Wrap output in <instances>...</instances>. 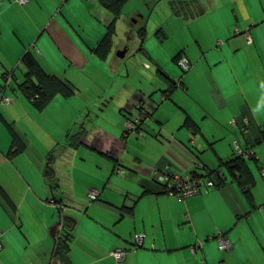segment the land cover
Here are the masks:
<instances>
[{"label": "crops", "instance_id": "1", "mask_svg": "<svg viewBox=\"0 0 264 264\" xmlns=\"http://www.w3.org/2000/svg\"><path fill=\"white\" fill-rule=\"evenodd\" d=\"M192 1L168 3L184 24L147 43L145 16L123 7L101 56L112 14L98 0H0V264H264V0ZM128 20L138 40H117ZM27 53L72 95L35 109L18 87ZM236 157L248 187L229 170ZM162 169L222 181L179 201L155 183ZM115 249L131 252L116 262Z\"/></svg>", "mask_w": 264, "mask_h": 264}, {"label": "trees", "instance_id": "2", "mask_svg": "<svg viewBox=\"0 0 264 264\" xmlns=\"http://www.w3.org/2000/svg\"><path fill=\"white\" fill-rule=\"evenodd\" d=\"M98 1L103 7L106 8L108 12L112 14L111 20L107 25V32L105 38L99 44V46L96 47V52H98L99 55H101V53L104 54L106 50H108L110 47L112 37L114 36L115 33L116 18H118V16L122 12L121 11L122 8L125 6L128 0H98ZM143 33H144V29L142 28L138 34H140V37L143 38L144 35ZM178 59L179 57L176 59L177 62ZM22 60H23L22 62L25 64V70H26L25 79L23 80L22 83L18 85V87L22 91V94L27 99H29V101L33 104L35 109L37 110L43 109L56 95H61L63 97H70L72 95V89L69 87V85L61 78H58L51 74H46L40 67L39 63H37L36 58L32 54L27 53ZM6 75L7 74H5L4 76ZM251 159L254 160L253 157H251ZM229 170L230 172L239 175L238 178L240 179L239 183L241 186L243 185L247 187L250 186L249 184L251 180L249 176H247V174L245 173L243 168V163L241 162L240 159H238L237 157L234 158L231 161ZM209 173L212 174L215 172L209 171ZM203 176L205 177V175ZM192 177L195 178L199 176H192ZM221 181L222 179L220 177L219 183L217 184L218 187H220ZM247 187H244L245 190ZM63 229H64L63 230L64 233L67 234L68 237L66 238L65 241L61 237H59L61 243L64 242L62 245L63 250L59 248L57 251H55V254L56 255L58 254L60 256L66 255L65 252L67 248L65 247L68 246L69 239L71 237V229L67 228L66 225ZM132 247H133V241H132Z\"/></svg>", "mask_w": 264, "mask_h": 264}, {"label": "built area", "instance_id": "3", "mask_svg": "<svg viewBox=\"0 0 264 264\" xmlns=\"http://www.w3.org/2000/svg\"><path fill=\"white\" fill-rule=\"evenodd\" d=\"M29 1L30 0H14L15 3L22 6L27 5ZM237 32L238 31H235L236 34ZM177 64L180 69L183 70V72H188L190 70V64L186 58L180 57ZM0 103L6 105L10 103V100L3 97V95L0 93ZM229 124L231 126H235L234 121H230ZM126 126L129 131H133L136 128L135 124L129 122ZM232 145V148L238 158L246 159L253 157L254 154L252 152V149H241L236 142H234ZM260 173L262 179L264 180V169H262ZM204 175L205 177L193 178L192 176L186 174L177 175L172 172L170 173L167 169H162L159 171H155L153 174V178L165 194L171 197L173 196L176 200L184 201V199L186 198L207 193L211 188H219L217 185L218 183H216V181L214 180V177H217L220 180L221 176L219 175V173L215 172L210 174L209 171H207ZM98 197L99 193L96 190L89 191V199L91 201L97 200ZM59 228H61V225L59 226ZM133 238V247L131 250L137 251L138 249L143 247L144 236L141 234H137ZM217 241L219 250L222 251L230 248V243L225 236L219 235ZM131 250L115 249L114 252L111 253V257L114 259V261L121 262L126 257V255L131 252Z\"/></svg>", "mask_w": 264, "mask_h": 264}, {"label": "rangeland", "instance_id": "4", "mask_svg": "<svg viewBox=\"0 0 264 264\" xmlns=\"http://www.w3.org/2000/svg\"><path fill=\"white\" fill-rule=\"evenodd\" d=\"M149 1L152 2V0H129L124 8H123V13H127V11H131L133 9H137L139 10V15H144V19H141L139 21V25L136 28V31L141 30V28H145L146 30V34H147V38L145 43H147L151 37H153V33L156 32L157 28L160 27H164L163 30H165L166 28H172V27H177L178 25L184 24V17L182 16H174L173 13L174 11L171 13L167 8L166 5H168V3H170L171 1L174 0H157L156 5L153 7V11L152 13H150L147 8L146 5L147 3L149 4ZM202 5V3L204 4V9H208V7H206V0H193L192 2L194 3H199ZM146 2V3H145ZM126 7V8H125ZM178 9H180L178 7ZM181 10V9H180ZM197 9L195 8V6L192 4L191 6H188L187 9V14L191 13V12H197ZM151 14V15H150ZM150 15V17H149ZM149 17V18H148ZM123 19V17L121 18ZM130 20V19H129ZM129 20L127 21V24L124 27H119L116 31V37L117 40H126V35H124V33L127 32V35H132V37L135 40H138L137 37H135L133 34L136 33V31L132 32V30L129 28L131 27V23H129ZM118 23V22H117ZM120 21L118 23V26L120 25ZM154 27V30L152 33H150V31L152 30V28ZM125 28V30L122 31V29ZM173 41V38L170 37L168 43H171ZM140 49V48H139ZM177 69L180 70L181 73L185 74L187 72H183L182 69H180V67H178Z\"/></svg>", "mask_w": 264, "mask_h": 264}, {"label": "water", "instance_id": "5", "mask_svg": "<svg viewBox=\"0 0 264 264\" xmlns=\"http://www.w3.org/2000/svg\"><path fill=\"white\" fill-rule=\"evenodd\" d=\"M127 49H125L123 52H120L119 54H118V56L120 57V58H123L124 57V55L126 54V51ZM49 165L47 164V167H48ZM60 225H62L61 223H60ZM59 225V226H60ZM60 235V234H59ZM59 237H61L64 241L66 240V238L68 237L67 236V234H65V233H62Z\"/></svg>", "mask_w": 264, "mask_h": 264}]
</instances>
